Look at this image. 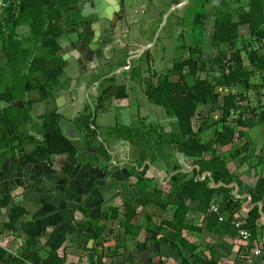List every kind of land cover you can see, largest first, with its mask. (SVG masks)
<instances>
[{
    "label": "trees",
    "instance_id": "trees-1",
    "mask_svg": "<svg viewBox=\"0 0 264 264\" xmlns=\"http://www.w3.org/2000/svg\"><path fill=\"white\" fill-rule=\"evenodd\" d=\"M48 1L61 0H12L5 8L0 22V76L3 71L10 73V83L0 85V174L3 173L5 178L12 177L15 167L12 161L17 155L37 160L31 155L33 146L40 147L44 155L54 158L77 152L72 140L63 132L59 119L52 113L41 115L42 122L35 121L38 135L32 133L29 126L33 116L28 93L32 89L46 88L43 78L59 59L57 51L60 44L56 36L48 35L49 32L55 31L56 34L60 31L54 21L59 15L58 7L47 5ZM22 21L30 29L28 34L19 38L17 27ZM240 26H248L247 35L240 34ZM212 28L208 49L216 51L215 58L218 61L212 62V57H209L208 73H202V64L191 56V52L174 62L176 68L188 66L186 78L179 82L163 83L159 88L157 104L174 118L176 129L180 131L165 145L159 143L160 148L157 146V149L170 150L172 143L178 142L179 151L188 158L189 163L200 166L201 176L205 171H211L216 183L238 182L241 194L244 192V179L228 166L221 148L234 146L245 138L249 149L243 153L236 146L230 156L238 158L242 165L250 164L249 171L264 164L263 149L259 152L252 149L253 142L247 133L248 129L257 125L264 127V0H249L248 6L236 9L227 6L224 13L221 11L220 15H215ZM4 58L6 62L2 63ZM220 88L231 90L221 95ZM200 105H213V108L221 111V115L216 119L212 114L205 116L197 123L196 128L194 118ZM90 122L91 120H87L82 129L94 132L89 126ZM208 130H213V134L203 141V135ZM157 141L160 142L158 137ZM55 161L50 160L46 167H52ZM254 161L257 162L255 165ZM180 168L181 165L175 164L171 170ZM253 183L255 184L247 189V193L252 195L251 205H256L243 214L242 205L247 198L235 197L234 188H216L209 177L199 179L197 168L188 173L179 171L172 175L167 184L157 180V192H150L144 187L136 204L124 206L126 220L123 223V234L141 232L142 225L134 223L135 216L141 213L146 216L148 223L152 222L154 210H150L149 206L157 207V213L171 209L173 216L164 218L159 229L153 231L157 244L165 238L166 228L173 229L176 235L171 241L184 257V264H194L191 259L198 245L185 237L184 231L200 233L204 230L202 225L193 222L195 213L199 211L207 219V230L219 237L240 239L239 244L244 254L248 255L249 247L254 245L261 244L264 250V242L261 243L258 237L259 229H264V224L260 223L257 204L263 202L264 212V173L261 172ZM10 199L7 196L0 208L8 206ZM195 202L196 207L193 206ZM212 203L219 204L221 213L228 218L220 221L219 215L211 210ZM139 206L142 208L139 209ZM118 210L119 207L112 209L115 218ZM241 218L244 222L242 226L251 232L248 244L239 236L237 227L232 223L233 219ZM104 219H108V216L105 215ZM19 220L17 208L12 207L5 226L12 229ZM125 235L122 239L126 238ZM63 242L64 239L61 238L47 258L29 254L24 260L11 256L0 246V258L2 264H9L10 261L11 264H23L28 259L34 264H63V258L56 253ZM157 264L164 263L159 261Z\"/></svg>",
    "mask_w": 264,
    "mask_h": 264
},
{
    "label": "flooded vegetation",
    "instance_id": "flooded-vegetation-1",
    "mask_svg": "<svg viewBox=\"0 0 264 264\" xmlns=\"http://www.w3.org/2000/svg\"><path fill=\"white\" fill-rule=\"evenodd\" d=\"M248 3L249 0L47 2L58 7L59 15L54 21L60 31L48 35L56 36L60 44L59 59L43 78L46 90L32 89L28 93L33 116L30 130L38 135L35 121L42 122L41 115L52 113L63 132L77 135L76 141L84 148L97 149L85 158L103 159L106 164L92 168V176L109 174V182L119 185L101 209L117 197L138 201L144 187L157 192V180L163 183L157 168L164 172L167 182L163 184H167L171 179L167 180L168 176L176 171L171 170L175 164L187 169L195 165L179 151L178 142L172 143L170 150L157 149V137L165 145L180 131L174 118L157 104V93L163 83L186 78L188 66L176 68L174 62L191 52L195 60L202 62V73L206 75L210 22L227 6L236 9ZM179 4L182 6L174 7ZM61 97L63 104L49 111V103ZM105 114H115L117 123L113 128H101L99 136L95 118ZM87 120H91L89 126L94 132L82 129ZM37 148L32 147L31 155ZM32 156L37 160L25 159L21 154L13 160L38 163L39 158ZM47 157L49 161L58 159ZM157 161L166 165L161 167ZM152 207L148 208L157 211Z\"/></svg>",
    "mask_w": 264,
    "mask_h": 264
},
{
    "label": "crops",
    "instance_id": "crops-1",
    "mask_svg": "<svg viewBox=\"0 0 264 264\" xmlns=\"http://www.w3.org/2000/svg\"><path fill=\"white\" fill-rule=\"evenodd\" d=\"M6 1L12 0H3L2 4L0 3L2 8L0 22L5 8L10 5H4ZM29 29V25L22 21L17 27V37L28 34ZM64 133L81 148V153H84L82 157L96 153L97 149H93V146L84 148L79 144L76 141L77 135L71 131L69 134L66 131ZM64 156H61L60 161L64 160ZM12 163L15 164L12 177L5 178L3 173L0 174V204L7 196L11 198L8 206L0 208V230H2L0 246L11 256L23 260L29 254L47 258L62 238L64 242L56 253L63 258V264H157L159 261L164 264H178L174 258L159 253L160 248L157 250L155 247L159 243L157 244V237L153 234V231L159 229L164 218L173 216V210L168 209L164 212L158 210V213L154 211L151 223H148L142 213L135 216L134 223L142 225L141 232L125 235L123 234V223L126 220L124 206L136 204L137 200L133 202L122 196L117 197L112 204L107 203L108 205L102 209L86 208L85 210L78 203L83 202L84 197L72 187L84 182L72 181L69 184L66 181L62 184L56 179V171L46 165L39 175H35L32 173L31 163L27 161L18 163V159L13 160ZM237 172L243 175L242 170ZM257 176V173L243 175L244 192L241 194H247V189L255 182ZM120 199H124V203ZM193 206L196 207L197 203H193ZM12 207L17 208L20 220L14 228L8 229L5 222L9 220ZM116 207H119V210L115 218L112 209ZM246 207L252 209L253 205L250 203ZM242 211L246 212L243 209ZM105 215L108 216L106 220ZM193 222L204 227L200 233L184 231V236L198 245L191 259L194 264H264V254L256 257L254 263L248 262L247 256L252 253L249 251L248 255L244 254L239 244L240 239L219 237L207 230V219L199 211L195 213ZM261 229H259V241L264 242V229ZM164 234L168 242L174 244L171 239L176 232L168 227ZM123 235L125 239H122ZM0 264H2L1 258ZM23 264H34V262L28 259Z\"/></svg>",
    "mask_w": 264,
    "mask_h": 264
},
{
    "label": "water",
    "instance_id": "water-1",
    "mask_svg": "<svg viewBox=\"0 0 264 264\" xmlns=\"http://www.w3.org/2000/svg\"><path fill=\"white\" fill-rule=\"evenodd\" d=\"M3 0L0 1L2 4ZM1 4H0V12H1ZM182 5H176L174 7H181ZM63 104L62 97L57 100L56 103L51 102L49 103V111L57 109L59 106ZM117 123V118L115 114H105V115H98L95 118V125L98 129L99 136L101 135V128H113ZM73 145L75 146L77 152L74 155H62L64 156V160H61V156L56 160L54 165L50 167L52 170L56 171L57 177L56 179L64 184L66 181L69 182V184L72 181H82L83 184L78 183L75 186H72L73 189L78 190L79 193H81L82 197H84V201H79L78 203L82 205L83 209L89 208V209H101L102 204H105L107 201H109L110 196L119 189V185H113L109 182L110 177H107L109 174H103L101 176H92V173L90 172L91 168H100L99 164H106L103 159L100 161L98 160H87L86 158L82 157L84 153H81V148L77 146L74 143V140H72ZM108 152L111 153V150H108ZM32 155H35L39 158L38 163L31 165L33 166L32 173L35 175H39L43 169H45V162L49 161V158L45 155H43V152L38 147L35 152L32 153ZM43 156V157H41ZM194 168H197L198 172V178L201 180L206 179L207 177L210 178L211 183L214 187H220V186H226L229 188H234V195L237 198H247V200L243 203L242 209L246 211L247 213L251 210V208H246L247 205H249L252 201V195L250 193L247 194H239L240 186L238 182H233L230 184L221 182L216 183L213 179L212 172L211 171H205L204 174L201 176L200 174V166L198 164H195L191 168H181L176 170L175 172L171 173L170 176H168L169 180L172 175L175 173L182 171L185 173L192 172ZM157 173L159 174L161 180L163 183H166L167 181H164L165 174L161 169L157 168ZM63 191V189H62ZM78 200V199H77ZM259 205V213H260V223L264 224V212H263V202H258ZM253 207L256 205V203L252 204ZM157 250L160 248L159 253H161L164 256H168L171 258H174L178 264H184V257L179 253L178 249L172 244L171 242H168L166 238H163L161 242L158 245H155ZM153 254V253H152ZM158 254V253H157ZM150 255V253H149ZM152 256V255H150Z\"/></svg>",
    "mask_w": 264,
    "mask_h": 264
},
{
    "label": "rangeland",
    "instance_id": "rangeland-1",
    "mask_svg": "<svg viewBox=\"0 0 264 264\" xmlns=\"http://www.w3.org/2000/svg\"><path fill=\"white\" fill-rule=\"evenodd\" d=\"M164 20H166V18ZM209 26H210L209 27V32H210L209 33V38H211L210 36H211V33H212V29H213L212 28V22H210V25ZM248 32H249L248 26H240V34L241 35L242 34L243 35L244 34L247 35ZM208 43H209V41H208ZM179 44H180V42H176V45H179ZM197 48L200 49V45H198ZM215 53H216L215 50H212V49L209 48L208 51H205V56L206 57H212V59H211V60H213L212 62H217L218 60L215 58V55H216ZM2 60H1L2 63H5L6 62V59L5 58L2 59ZM201 64H202V62H201ZM206 65L207 64L205 63V66ZM8 70H10V69H8ZM9 74H10L9 71H3L2 75L0 76L1 79H2V80L0 79L1 80L0 81V85H2V84L3 85H6V84H9L10 83V79H9V76H8ZM230 90L231 89H228V88H220L221 95H224V94L228 93ZM263 92H264V90H263ZM209 114H212V117L216 119V118L220 117L221 111L218 110V109H216V107L213 108V105H200L198 107V114L194 118V121H195L194 124H195L196 128L198 126L197 123H199L202 120V118H204L205 116H207ZM65 125H66V123H64V126ZM33 126L34 127H37L36 125H33ZM247 133H248V138L253 142L252 149L257 150L259 152L261 150V148H262L263 149V154H264V127H262L261 125H257V126L251 128V129H248L247 130ZM212 134H213V130H208L206 133H204V135H203V141L205 140V138H206V140H208L212 136ZM159 141L161 142L160 139H159ZM160 142L157 141V145H159ZM236 146L239 147V148H241L242 151H243V153H245L249 149L248 141L245 138L243 140H239L237 143H235L234 146L229 145V146H225V147H222L221 148V154L223 155V157H225L227 159L228 166L232 170H234L236 172L239 171V170L240 171L242 170L244 176H248V175H250V173H257L258 175H260L261 172L264 173V164L263 165H260V166L257 165L256 168L254 167V170L249 171L248 169L250 167L249 166L250 164L249 165L248 164H243L242 165L240 163V161H239L238 158H236V159L235 158H232L230 156V154L233 151V148L236 147ZM251 161H252V159H251ZM171 162L172 161H170V162L168 161V163H171ZM257 162H258V160H257ZM257 162L254 161L253 164L255 165ZM157 165H160L161 167H164V165H166V164L157 161ZM247 171H249V172H247ZM243 175H242V177H243ZM253 184H255V183H253ZM120 201L124 202V199H120ZM243 214H246V212L243 213ZM239 220L242 221V218L239 219ZM246 243H250V241H248ZM259 246H261V244Z\"/></svg>",
    "mask_w": 264,
    "mask_h": 264
},
{
    "label": "built area",
    "instance_id": "built-area-1",
    "mask_svg": "<svg viewBox=\"0 0 264 264\" xmlns=\"http://www.w3.org/2000/svg\"><path fill=\"white\" fill-rule=\"evenodd\" d=\"M8 4H10V1H6L4 3V5H8ZM211 210L219 215L220 221H223V220H225V219L228 218V217H225L221 213L220 206L217 203H212ZM232 223H234V225L237 227L238 234H239V236L242 237L243 241H245V242L250 241V239H251V232L248 229H246V228H244L242 226L243 223H244L243 220L241 221L239 219H233L232 220ZM261 246L254 245L252 247H249V249H250V251L252 253L251 255L247 256V260H248L249 263H254L256 257H261L264 254L263 247H261ZM113 264H119V263H113Z\"/></svg>",
    "mask_w": 264,
    "mask_h": 264
}]
</instances>
